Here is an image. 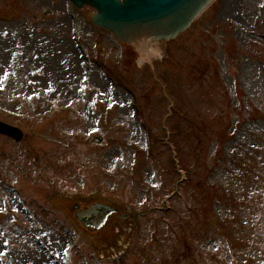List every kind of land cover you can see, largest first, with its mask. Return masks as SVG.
I'll use <instances>...</instances> for the list:
<instances>
[{
	"label": "rangeland",
	"instance_id": "1",
	"mask_svg": "<svg viewBox=\"0 0 264 264\" xmlns=\"http://www.w3.org/2000/svg\"><path fill=\"white\" fill-rule=\"evenodd\" d=\"M66 10L0 0V119L25 133L0 135V264H264V0H217L143 65L92 9ZM77 17L94 71L72 40ZM171 123L179 155L151 151ZM75 202L120 209L79 233V260Z\"/></svg>",
	"mask_w": 264,
	"mask_h": 264
},
{
	"label": "water",
	"instance_id": "2",
	"mask_svg": "<svg viewBox=\"0 0 264 264\" xmlns=\"http://www.w3.org/2000/svg\"><path fill=\"white\" fill-rule=\"evenodd\" d=\"M82 7L89 4L96 9L93 21L113 32L121 40L136 42L142 58H136L138 65L143 59H151L149 54L161 56L162 48L156 43L159 39H171L185 31L203 11L215 0H73ZM169 42V40L167 41ZM0 132L22 139V132L0 122ZM93 142L99 144L101 137ZM93 212L101 217L95 226L99 227L105 215L112 211L107 206H94ZM90 212V211H89ZM88 213V212H87ZM81 220L91 223L80 214Z\"/></svg>",
	"mask_w": 264,
	"mask_h": 264
},
{
	"label": "trees",
	"instance_id": "3",
	"mask_svg": "<svg viewBox=\"0 0 264 264\" xmlns=\"http://www.w3.org/2000/svg\"><path fill=\"white\" fill-rule=\"evenodd\" d=\"M178 126V127H177ZM169 129H170V131H171V133L173 134V137H172V139H171V144H174L175 145V147L177 148V150L179 151V147H177V142H176V138H177V133H178V131H179V124H172V125H170V127H169ZM183 129V127L181 128V130ZM180 130V133L182 132ZM184 167V166H183ZM185 169H187L186 168V166L184 167ZM246 173H244L246 176H249V175H251V170L250 169H248V171H247V169H246V171H245ZM252 176H255V175H252ZM256 181H260V184H259V186L260 187H263V191H264V178L263 177H261V176H258L257 178H256ZM258 184V183H257ZM207 190H208V192H207V194H206V199H205V204H204V207H205V211L207 212V215H208V212L212 209V206H213V202L212 201H208L207 200V197L209 198V199H211L212 198V195H213V192L214 191H212V190H210V187H207ZM214 196H215V193H214ZM206 217V220L208 219V217L207 216H205Z\"/></svg>",
	"mask_w": 264,
	"mask_h": 264
},
{
	"label": "bare ground",
	"instance_id": "4",
	"mask_svg": "<svg viewBox=\"0 0 264 264\" xmlns=\"http://www.w3.org/2000/svg\"><path fill=\"white\" fill-rule=\"evenodd\" d=\"M64 6H65V4H64ZM155 41H156V39H155ZM0 42H1V40H0ZM130 43H132V44H134V45H136L137 46V44H136V42H130ZM138 47V46H137ZM1 48H2V45H1ZM2 51V50H1ZM66 53V52H65ZM3 54V53H2ZM67 56H69L68 54H67ZM44 58H45V60H46V64H45V67L47 68V67H49V66H52L53 65V62H52V58H51V55H49V54H47V56H46V54L43 56ZM73 69H74V71H76V69H75V67L73 66ZM49 71H51L50 69H49ZM69 78H73V80L75 79V76H77V72L76 73H74V72H71L70 70H69ZM95 80H98L99 81V83H102L101 82V80L99 79V78H97V79H95ZM94 80V81H95ZM63 86H65V83H63ZM56 244V243H55ZM57 245V244H56ZM39 253V252H38ZM40 254V253H39ZM34 255H38L37 253H32V252H29L28 254H25L24 255V261L25 260H27V261H29V257H30V260L32 261V259H33V261L34 260H36L37 258L36 257H34Z\"/></svg>",
	"mask_w": 264,
	"mask_h": 264
},
{
	"label": "flooded vegetation",
	"instance_id": "5",
	"mask_svg": "<svg viewBox=\"0 0 264 264\" xmlns=\"http://www.w3.org/2000/svg\"><path fill=\"white\" fill-rule=\"evenodd\" d=\"M86 208H87L86 206L82 205V206H80V208L78 207L77 209H73V210H71L72 215L79 219V211H83ZM95 232H99V231H95Z\"/></svg>",
	"mask_w": 264,
	"mask_h": 264
}]
</instances>
